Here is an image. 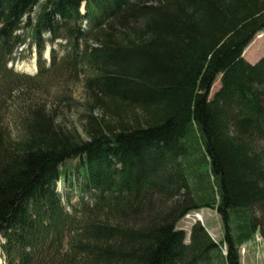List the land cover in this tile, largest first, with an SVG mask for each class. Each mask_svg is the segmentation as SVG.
<instances>
[{
  "label": "trees",
  "instance_id": "obj_1",
  "mask_svg": "<svg viewBox=\"0 0 264 264\" xmlns=\"http://www.w3.org/2000/svg\"><path fill=\"white\" fill-rule=\"evenodd\" d=\"M24 17L40 56L49 32L73 49L57 68L89 74L82 129L32 105L14 135L2 123L35 81L7 66ZM262 31L264 0H0L5 264H241L239 248L264 238V53L243 56ZM40 61V76L54 67ZM202 208L221 217L219 243L200 222L189 243L177 228Z\"/></svg>",
  "mask_w": 264,
  "mask_h": 264
},
{
  "label": "rangeland",
  "instance_id": "obj_2",
  "mask_svg": "<svg viewBox=\"0 0 264 264\" xmlns=\"http://www.w3.org/2000/svg\"><path fill=\"white\" fill-rule=\"evenodd\" d=\"M46 0H43V3ZM82 12L85 11L82 9ZM36 11L39 8L35 9ZM35 17V14L32 15ZM27 17L22 19V29L17 34L25 37V44L18 47L17 51L13 55V59L8 62V67L14 69V71L22 74H28L35 78L32 80L24 79V84L20 92L13 94V97L8 99L2 112V123L9 125L14 130H18L19 122L17 115L25 113L26 107L32 105L39 107L43 110L44 114L51 118L56 127L62 126L66 129L78 128L80 129L83 124L82 118L85 117L87 112L92 110L91 103V89L87 87L84 82L85 78L89 74H84L71 77L67 71H60L57 67L62 62L69 61L73 49L67 40L59 38L58 40L51 41V35L48 32L41 34L43 40V52L41 57L39 55V49L36 38L32 30L25 26ZM86 26V25H85ZM90 44L97 46L95 42L90 41ZM49 50V54L46 53ZM264 53V31L257 34L250 45L245 49L244 57L251 62H257V59ZM45 61V67L50 68L54 65L49 72L44 75H38L39 62ZM33 69L34 73H29L24 70V67ZM82 66V65H81ZM85 67H83L84 69ZM84 75H83V74ZM85 76V77H84ZM37 77V78H36ZM221 88V75H219L211 89L210 98ZM98 114L97 111H94ZM82 129V127H81ZM15 131V132H16ZM261 144V143H260ZM72 164V167L77 165V160ZM61 185V184H60ZM67 195L69 193V187H59ZM73 200L71 202L65 201V207L71 211L75 206H79L80 194L74 192ZM200 214L201 218L195 217ZM200 222L209 236L216 242H220L223 239V227L221 217L218 212L213 208H202L199 211H193L185 218H183L179 224L178 229L184 230L186 239L185 242H190V235L192 227ZM0 242L1 239H0ZM62 242V241H61ZM64 243V242H63ZM240 263L241 264H264V238L261 234H257L255 238L239 248ZM50 256H55L52 252ZM1 259V258H0ZM4 262V259H2Z\"/></svg>",
  "mask_w": 264,
  "mask_h": 264
},
{
  "label": "bare ground",
  "instance_id": "obj_3",
  "mask_svg": "<svg viewBox=\"0 0 264 264\" xmlns=\"http://www.w3.org/2000/svg\"><path fill=\"white\" fill-rule=\"evenodd\" d=\"M20 68H23L22 70H24V71H26V72L34 73V70H33V69L30 70V69L26 68V66H24V67H19V69H20ZM195 217H197L198 219L201 218L200 214H197ZM0 264H1V259H0Z\"/></svg>",
  "mask_w": 264,
  "mask_h": 264
},
{
  "label": "water",
  "instance_id": "obj_4",
  "mask_svg": "<svg viewBox=\"0 0 264 264\" xmlns=\"http://www.w3.org/2000/svg\"><path fill=\"white\" fill-rule=\"evenodd\" d=\"M0 227H1V223H0Z\"/></svg>",
  "mask_w": 264,
  "mask_h": 264
}]
</instances>
